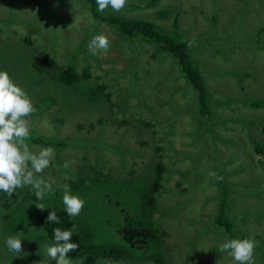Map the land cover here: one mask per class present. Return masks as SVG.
<instances>
[{
  "label": "rangeland",
  "instance_id": "rangeland-1",
  "mask_svg": "<svg viewBox=\"0 0 264 264\" xmlns=\"http://www.w3.org/2000/svg\"><path fill=\"white\" fill-rule=\"evenodd\" d=\"M41 1L45 3V0ZM48 1L52 7V14L55 16V19L51 20L53 26L47 20V15L37 21L33 18L38 10L36 0H0V18L7 15L12 18L8 24L4 22V19L1 20L0 32L2 31V38H9L10 40L6 42L12 45H16L26 33L41 48H47V51L48 47L62 44L59 47L64 48L56 49L58 52L53 55V66L48 72L50 74H58L60 69L67 65L72 66L74 73L79 74L88 65L94 71L91 79L94 82L95 77L105 70L104 79L109 84L103 83L102 86L95 87L91 91L84 89L86 87L84 79L79 76L77 80L70 83L75 87L65 83H62L59 89L56 87L58 97L66 105L62 121L54 120L53 117L58 114L49 112L40 114L36 123L32 121L34 117L28 118L30 125L36 124V128H31L34 133L57 137L68 135L76 139L74 141L76 144L71 148H62L58 152L53 150L54 158L50 166L37 174L38 178L51 183L52 187L62 188L61 186L65 184L68 186L67 179L71 175L67 172L68 169L59 168L55 161L57 154L59 156L57 161L62 160L65 165L73 156L75 162H71L70 166L66 165L71 168L73 175L80 171L93 177L94 180L101 181L95 188L85 183L80 186L79 192L71 193L84 201L80 214L70 217L74 225L84 227L87 230L86 235L96 242H99L102 233L107 231L108 243H116L121 251L129 250L130 252L129 256H119L122 264H232L231 257L227 253L220 252L219 248L233 232L224 233L212 219L218 202L210 180L209 167L213 164L217 166V172L221 176L238 187V190L227 192V197L233 198L231 204H228L227 211L233 207L236 213L234 216L229 215L234 223L232 230L237 235L241 234L255 240L260 246L253 257L255 264H264V154L253 153L251 142L255 134L256 139L264 144V132L259 125L253 124L254 127H249L242 124L243 120L252 121L255 124L263 123L264 103L257 109L245 106L246 111L238 109L240 107L237 108L234 103H223L226 100L238 98L257 99L264 102V42L254 44L257 37L256 29L264 25V1L257 0L254 12L248 8L251 0H158L148 7L143 4L136 8H124L121 12H114L108 8L105 13H102L105 17L115 13L129 19L147 20L156 28L167 32L176 41L194 40L192 46H188V54L194 60L197 70L202 72V79L207 86L208 106L210 100L211 111L214 114H211L208 119L197 114L192 124L199 127L193 131H196V134L188 132L191 140L189 137L179 136L182 134L180 129L185 124L187 127L188 116H190L187 113L182 114L180 108L181 102L194 103L192 100L196 95L195 91L186 83L179 70H175L177 76L166 81L155 76L159 72H165L170 77L173 73L172 69L178 68L177 65L174 66L175 63L168 53L159 50L139 35L125 36L112 23L109 26L96 17L90 9H82L81 0ZM128 1L141 2L140 0ZM61 5H65V11H62ZM167 7L174 9L173 12L169 11L170 15L178 11L180 13L166 18L164 9ZM212 15L214 18H210ZM72 23L78 25V30L76 27L69 26ZM6 27L9 31H13L7 33V36ZM52 31H56V34L51 36ZM59 32L64 35L58 36ZM97 34L108 37L110 48L107 54L97 52L93 55L89 50V42ZM203 34H206L207 39L202 36ZM262 35L264 36V33ZM233 37L235 42L232 40ZM86 51L90 57L82 60ZM65 55L78 57L77 61L62 59ZM2 60L9 63L15 61L12 65L14 72L20 69V62L18 56L15 59V54H3ZM35 63L37 65L30 66V69L33 72L41 70L44 76L49 78L45 66L38 61ZM25 64L23 60L21 66L25 68ZM150 67L152 72L149 76L141 74V70H148ZM115 72H119L118 76L110 78ZM135 72L139 74L138 78H133ZM242 73L249 75L242 77ZM11 74L14 78L12 71ZM145 84L149 90L161 96L163 106L158 105L162 101L152 102L149 108L144 106L145 109L139 114V108H133V116L127 117L126 113L127 125L111 121L119 116L100 114L102 124L110 122L107 127L96 123L89 131H85L84 127L76 128L75 121L78 118L82 119L80 113H75L78 108L93 107L94 114L98 115L97 109L101 107L95 104L104 93L112 92L113 100L109 104L113 103L112 108L116 107L115 112H117L121 105L119 97L129 96L126 90L130 89L141 96L143 94L139 89ZM244 84L245 94L236 92ZM138 100L141 101L140 98ZM215 101H218L216 105L213 104ZM171 102L173 104L169 105ZM102 108H104L103 105ZM188 111L190 112L191 109L188 108ZM170 114L175 115L174 119ZM217 115H227L231 118L229 121L216 123L220 120L215 117ZM185 117L186 120L183 119ZM137 118L139 120H136ZM146 118L151 120L145 121ZM149 122L153 124L147 127L146 124ZM201 123L209 127L208 133H215L214 139L206 140L205 136L200 134L202 133ZM98 128L100 136L94 133ZM87 137H89L88 143ZM100 141L108 146L101 145ZM27 145L34 153L47 148L36 144L27 143ZM155 147L159 148L160 159L169 169V172L162 176L161 186L155 193L152 205V218L154 223L157 222L160 230L156 234L159 236V241L153 243V246L145 245L141 249L128 248L117 232L125 224L119 209L127 211L130 217L138 221L143 212H146L142 200L137 212L130 204L131 201L135 204L137 196L142 195L141 181L151 180L150 173H147L151 172L153 164L149 166L147 162L153 163L157 159ZM210 154L213 160L206 162L204 157ZM81 155L83 159H80ZM188 158L195 159V162L192 163ZM76 164L83 167V170L77 168ZM86 165L92 169H88ZM135 176L134 181L123 185L124 191L110 197V201H118V206L107 208V212H103L106 206L104 194L110 186L105 180L127 181ZM29 189L31 191H28ZM62 196L63 189H61L60 201ZM46 199L48 200L41 203L44 207L51 204L50 199ZM18 200L20 205L28 204L31 207L24 208L18 218L19 224L10 226L9 231H20L23 245L32 241H46L47 238L36 222V213L40 209L34 204H38L41 200H37L35 189L33 190L31 186L16 189L11 197L0 192V233L3 231L1 224L7 218L9 219L12 211L16 210ZM224 210L227 215L225 206ZM3 213L8 215L3 216ZM3 239L6 238L0 235V240ZM3 244V241H0V248ZM44 246V244L40 246V254L37 252L36 256L30 246L26 250L30 260L24 258L17 264H47L52 259L45 255ZM77 264H79L78 261Z\"/></svg>",
  "mask_w": 264,
  "mask_h": 264
},
{
  "label": "trees",
  "instance_id": "trees-1",
  "mask_svg": "<svg viewBox=\"0 0 264 264\" xmlns=\"http://www.w3.org/2000/svg\"><path fill=\"white\" fill-rule=\"evenodd\" d=\"M9 1V0H5ZM83 5V8L90 9V11L98 17L100 20L106 22L109 26L110 23H112L114 26L117 27V29L122 33L125 34V36L130 37L132 35H139L141 37H144L148 42L152 43L155 45L156 48H158L161 51H164L168 53L171 57V59L174 61V66L177 65V69H172L173 73L170 77L167 76V74L164 72H159L155 74V76H159L161 80L166 81L171 77L177 76L175 74V70H179L180 73L183 75V77L186 80V83L190 85L193 90L195 91L196 95L194 96V99L192 102L194 103H189V102H181V112L190 114L188 116V123L187 127L186 124L180 129L182 131V134H180V137H189L190 135L188 132L192 134H196V131L193 132L194 130H197V127L199 125H194L192 124V120H195L197 118V114H201L205 117V119H208L209 116L214 114L211 111V105H210V100H209V106H208V92H207V86L205 84L204 79H202L203 75L202 72H199L194 66V60L189 56L188 54V42L189 41H194L193 39H183L181 41H176L173 40L170 35H168L167 32L160 30L155 27V25L147 20H142V19H129L125 18L122 16H119L115 13H111L108 16L105 17L104 14L106 11H98L97 5L95 0H81ZM139 3H134L133 1H128L125 5L124 8H136L140 7L143 4H146L147 7L148 5H154L158 0H145ZM264 1V0H263ZM37 5H38V10L36 13L33 15V18L36 19V21L43 16L47 15V20L51 24V20L55 19V16L52 14V7L49 3L48 0H45L44 2H40V0H36ZM257 0H251L248 4V8H251V12H254V8L257 7ZM60 4V3H59ZM62 11H65V5H61ZM107 10V9H106ZM164 15L166 18H171L174 17L176 14L180 13L178 11L170 15L169 11L173 12V8H165L164 9ZM110 13V12H109ZM162 13V12H161ZM210 18H214V15H212ZM4 19V22L8 24L10 21H12V18L7 15L3 18H0L1 20ZM53 26V24H51ZM7 28V27H6ZM53 28V27H52ZM13 31H9L7 28L6 30V36L7 33H12ZM256 38L254 41V44H262L264 42V36L262 33H264V25L258 26L256 29ZM56 31L51 32V36L55 35ZM61 32L58 33V36H62ZM203 37L206 36V34L202 35ZM206 38V37H205ZM207 39V38H206ZM6 40H10L9 38L4 39L2 38V31L0 32V71H6L10 78L13 80L15 84L20 86L31 98L33 105L36 108V112L32 114L33 122L36 123L37 118L42 114L43 112L45 113H51V114H58L53 117L54 120L56 121H62L63 119V110L66 109L65 103L58 97L57 92L58 89L61 87L62 83H65L67 85H71L75 87V85L70 84L73 83V81L77 80V77L79 76L80 78L84 79V84L86 87L84 88L87 91H91V89L95 87L102 86V84H109L107 80L104 79L105 75V70H102L101 75H97L95 77L94 82L91 81L94 71L91 70L88 65L87 67L80 72L79 74L74 73L73 67L72 66H65L60 69L58 74H50L48 73L53 66V55L56 54L58 51L56 49H61L64 47H59L58 46H51L48 47L49 50L47 51V48H41L38 43L35 41H32L29 37V34L26 33L25 35L22 36V39L16 43V45H12L10 42H6ZM232 40L235 42L234 37ZM33 42V45H32ZM207 46V43H206ZM81 51L85 49H80ZM3 54L9 55V54H15V59L16 56H18V60L20 62V69H18L16 72H14V68L12 65H14V62L2 60ZM67 57V58H65ZM63 57L62 59H75L71 61H77V58L66 56ZM80 57V56H79ZM90 54L88 51H86V55L82 57L84 58H89ZM25 61V68L21 66L22 61ZM35 61H38L42 65L45 66L46 72L49 74V78L44 76L43 71L39 70L36 72H33L30 69V66L32 65H37ZM87 64V62H85ZM11 71L14 73V78L13 74H11ZM152 69L151 67L146 70L143 69L141 70V74L145 76H149L151 74ZM119 72L113 73V75L110 78H113V76H118ZM162 73V74H161ZM249 75L248 73H242V77ZM139 74L137 72L133 73V78H138ZM147 83V82H146ZM58 89H57V88ZM52 88V89H50ZM129 94V96H123L121 95L119 97V101H121V105L117 112H115V108L113 107V103L109 102L113 100L111 98V93H104L103 97L95 104V106L101 107L99 110V114L95 115L93 107L91 108H85V107H80L76 110L75 113H80L81 118H78L75 121V126L76 128H82L84 127L85 131H89L90 129L93 128L96 123L99 126H105L107 127L110 122H105L102 124V116L101 115H113V116H119L111 121H116L120 125H127L128 120L126 118V113L127 117L133 116L134 112L132 111L133 108H139L140 113L141 110H144V106H148L152 102L156 101H162L158 105L163 106V100L161 96L156 93L155 91L149 90L145 84V86L139 91L143 94L141 96H138L136 94L135 90H126ZM239 94L243 93L245 94V84L240 86L239 89L236 91ZM159 95V96H158ZM158 97V99H156ZM138 98L141 99V101L138 100ZM145 98V101H143ZM156 99V100H155ZM212 100V97H211ZM219 101V100H218ZM218 101L213 102L214 105L217 104ZM224 104H230L234 103L236 104L237 108L243 111L245 110V106L257 109L261 108L263 106V101L257 100V99H252V100H245L243 98H238V99H229L223 102ZM173 102H171L169 105H172ZM102 105L104 108H102ZM124 105V107H123ZM165 105V106H169ZM56 107V111H54V108ZM188 108L191 109V111H188ZM147 110V109H146ZM102 112V113H101ZM62 114V116H60ZM101 114V115H100ZM171 118L175 117L174 114H170ZM218 119H220L218 122L221 121H229V118L227 115H217L215 116ZM233 118V117H232ZM174 119V118H173ZM183 119H187L186 117ZM136 120H139L137 118ZM151 119L146 118L145 121H149ZM242 120V119H241ZM242 122V121H241ZM215 123V124H216ZM152 122H149V124H146L147 127L152 125ZM202 124V135L205 136L206 140L208 139H214L215 133H208L209 132V127L205 123ZM214 124V125H215ZM243 125L245 126H253L254 125H259L261 126V130L264 132V122L263 123H253L252 121H244L242 122ZM211 127V126H210ZM254 127V126H253ZM31 128H36V124H31L30 125V136L29 139L26 140L27 143L29 144H36L39 146H44L47 148H52L55 152L60 151L62 148H71L73 145L76 143L74 142L76 139H74L72 136L65 135V137H57L56 135H50V136H42L40 134L32 132ZM255 129V128H254ZM256 131V129H255ZM95 135H101L100 134V129L98 128L96 131H94ZM255 133V132H254ZM64 138V139H61ZM84 141V139H82ZM191 140V139H190ZM89 142V137H87V143ZM252 142V150L253 153L262 155L264 154V144L259 142V140L256 139L255 134L253 135V139L251 140ZM101 145L108 146L105 142L100 141ZM93 147V146H92ZM157 150V159L153 163L147 162V164L152 165V170L151 172L149 171L147 174L150 173L149 177H151V180L149 182L146 181H141L143 183V189H141L142 195L137 196V201L135 204L131 201V204L133 206V209L139 211L138 205L141 203L140 201L142 200L143 205L146 209V212H143L140 221L137 219H134L129 216L127 211L123 209H119V212H121V216L125 224L121 226L117 232L120 235V239L122 242L127 245V247H133V248H138L141 249L145 245H152L155 242L159 241V236L156 235L158 231H160L157 227V222L154 223V220L152 218V205L155 200V193L158 190V188L161 186V180L162 176L164 173L169 172V169L166 167L165 163L162 162L160 159L161 153H158L159 148L155 147ZM190 155V154H189ZM188 155V157H190ZM58 155H55V161L57 162L59 168L61 169H68L67 172L71 175L67 179V184L69 189L72 192H79L80 186L82 184L88 183L90 184L93 188L96 187V185L101 182L98 180H94L93 177H90L88 175H85L78 171L75 175L72 174V171L70 170L71 168H68L67 166H70L71 162H75L73 156L71 157V160L68 161V163L65 165L62 163V160L58 162ZM193 157V156H191ZM213 156L210 154L209 156L205 155L204 159L206 162L212 161L211 159ZM80 159H83V156H80ZM189 161L192 163L195 162V159L193 158H188ZM73 164V163H72ZM209 164V163H208ZM77 168L83 170V167L79 166V164H76ZM88 169H92L90 166L86 165ZM210 169V180L212 182L213 186V192L215 191V196L218 198L217 202V209L212 215L213 223L219 225L224 233H229L233 232L228 235V239H245V236H242L241 234H236L232 229L234 224L231 220V217L229 215L234 216L236 213L233 211V207L231 208L230 211H227L228 209V204H231V201L233 198L227 197V192L230 190H238V187L226 179L224 176H221L217 172V166L211 164L209 167ZM99 173V172H98ZM134 178H131L127 181H116L114 179H107L105 180L106 182H109L110 186L107 189V191L104 194V199L106 202V206L103 212H107V208H112L118 206V201H110V197L113 195H116L118 192L124 191L123 190V185L125 183H128L129 181H134ZM104 181V182H105ZM135 185V184H134ZM136 187L138 185L136 184ZM54 191L52 193H48L45 195L44 199L41 200L38 204L43 203L44 201H47L49 198L50 199V206L44 207V210H39L36 213V222L40 226V229L43 231L45 237L47 238L46 241L44 240H38V241H32L31 243L22 244V251L17 255L14 252H10L7 247H6V239L0 240L3 241V245L1 248H3L2 251H0V264H17V262L24 260L29 257L26 254V250L31 246V249H33L34 256L37 255V252L40 254V246L42 244L44 245H51L53 244L54 241V236H53V229L55 228H61L62 230H68L71 229L74 225L73 220L67 215V213L64 210V205L61 199V189L62 188H56L53 187ZM34 190V189H33ZM28 191H31L30 189ZM17 208L15 211H12L9 215V219L7 218L6 221H4L1 224V229L3 231L0 233L4 238H7L8 236H14L19 234L20 231H9L10 226H16L18 223V218L20 217V214L23 213L25 207H31L28 204H22L20 205L19 200L17 201ZM36 205V204H34ZM224 206L226 207L227 215L225 214ZM55 211L58 218H59V223H53L47 221V216L49 212ZM31 213V212H30ZM7 213H3V216H7ZM140 216V215H139ZM237 218V216H235ZM18 228L20 226L18 225ZM87 230L84 229L81 225H75V230L73 231V235L71 238L72 243H76L79 247L75 250L72 251L68 254V257L70 260H72L73 263L77 264V261L80 262V260H83V264H113L115 262H119L118 264H122V261L119 260L120 255H126L129 256L130 254L129 250L126 252L121 251L120 248L116 245V243H108L106 240L107 237V231L103 232L100 238L99 242H96L92 237L86 235ZM13 234V235H12ZM162 234H160L161 236ZM21 238V235H20ZM48 241V242H47ZM255 241V240H254ZM49 243V244H47ZM99 244V245H98ZM49 245V246H50ZM28 246V247H27ZM256 244V247L254 249V254L255 251H258L260 248ZM39 250H37V249ZM51 259V258H50ZM232 264H235V262L230 259ZM47 264H56L55 260H49Z\"/></svg>",
  "mask_w": 264,
  "mask_h": 264
},
{
  "label": "clouds",
  "instance_id": "clouds-1",
  "mask_svg": "<svg viewBox=\"0 0 264 264\" xmlns=\"http://www.w3.org/2000/svg\"><path fill=\"white\" fill-rule=\"evenodd\" d=\"M98 11L111 8L114 12H121L127 0H95ZM76 27L78 25L70 24ZM194 41H189V47ZM93 55L97 52L107 54L110 41L106 35L97 34L92 37L88 45ZM36 112L28 94L13 82L6 71H0V192L11 195L18 188L31 186L35 189L37 200H43L45 195L54 191L52 184L37 174L50 166L54 158L52 148H43L38 153L29 150L26 140L30 136L29 117ZM62 203L69 217L78 216L84 206V201L77 195L71 194V190L65 184ZM40 210H44L42 204H36ZM47 221L59 223L55 211L49 212ZM75 225L71 229H53L54 243L45 245V255L56 261V264H73L68 254L79 246L71 242ZM20 235L8 236L6 247L17 255L22 251ZM256 242L252 239H227L219 248L222 253H227L235 264H255L254 249ZM79 264H83L80 260Z\"/></svg>",
  "mask_w": 264,
  "mask_h": 264
}]
</instances>
